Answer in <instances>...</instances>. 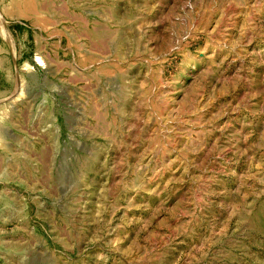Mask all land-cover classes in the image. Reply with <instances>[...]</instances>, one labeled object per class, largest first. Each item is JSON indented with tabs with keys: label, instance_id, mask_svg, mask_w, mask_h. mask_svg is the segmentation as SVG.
Returning <instances> with one entry per match:
<instances>
[{
	"label": "rangeland",
	"instance_id": "rangeland-1",
	"mask_svg": "<svg viewBox=\"0 0 264 264\" xmlns=\"http://www.w3.org/2000/svg\"><path fill=\"white\" fill-rule=\"evenodd\" d=\"M0 264H264V0H0Z\"/></svg>",
	"mask_w": 264,
	"mask_h": 264
}]
</instances>
